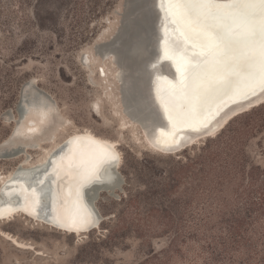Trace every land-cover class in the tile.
Wrapping results in <instances>:
<instances>
[{"label":"rangeland","instance_id":"1","mask_svg":"<svg viewBox=\"0 0 264 264\" xmlns=\"http://www.w3.org/2000/svg\"><path fill=\"white\" fill-rule=\"evenodd\" d=\"M147 2L138 0L144 6L137 10L144 13L146 29L133 25L125 0H0V153L35 146L25 153L28 165H35L68 135L89 131L115 143L123 181L121 191H115L118 198L99 193L94 206L103 219L86 234L63 233L24 215L0 222V264H264L263 215L248 217L245 247L228 245L225 253L219 245L220 238L228 240L223 228L234 212L247 208L244 199L236 203L231 191H199L185 203L187 183L166 174L173 162L191 158L214 137L174 155L156 153L142 140L123 102L117 101L116 82L101 61V45L131 40L126 33L116 38L125 25L142 37L145 53L153 54L154 14ZM27 82L55 105L49 115L26 119L35 122L30 137L16 135V124L4 117L11 111L13 119L18 118ZM243 148L249 162L264 168V124ZM26 156L0 160V178ZM137 229L141 231H132ZM175 234L180 238L171 241Z\"/></svg>","mask_w":264,"mask_h":264},{"label":"bare ground","instance_id":"2","mask_svg":"<svg viewBox=\"0 0 264 264\" xmlns=\"http://www.w3.org/2000/svg\"><path fill=\"white\" fill-rule=\"evenodd\" d=\"M231 2L232 0H216L221 8ZM237 2L243 3V0ZM130 3L126 10L131 9L128 15L133 18V25L144 26V13L140 15L141 12L137 11L142 6L141 2L132 0ZM155 3L161 10L160 20H157V15L151 10L154 14L152 26L155 28L158 25L157 28L162 33L158 40L160 54L157 55L155 48L156 28L154 53L151 54L149 51L145 53L142 37L135 35L124 25L125 28L119 30L116 38L126 33L132 39L129 38L119 46L102 45L104 53L101 61L110 68L109 79L112 75L111 79L116 82L114 85L117 95L119 94L117 101L123 102L124 112L131 117V123L140 128L141 138L148 149L163 155H174L204 138L216 136L234 117L264 103V90L253 97L249 94L264 84V81L252 89L243 90L239 97H234L231 94L233 91H241V82L237 83L236 79L225 73L235 69V74L253 76L251 68L258 54H261V49L254 51L251 46L247 49L250 50L247 55L234 53L233 51L241 49V40L236 39L243 38L238 37L242 25L235 28L232 22L227 24H231L233 43L228 47L224 44L209 47L189 24L183 20L180 23L177 21L173 15L175 4H169L168 0H156ZM150 4H153V0H148L146 6L151 7ZM135 11L139 12V16L138 13L136 16ZM213 21L210 19L207 23L213 24ZM259 39L258 35L254 39L249 38L256 42ZM163 58L168 59L167 63L156 66ZM260 59L264 58L261 56ZM103 74L104 78L108 77L104 69ZM25 88L26 99L18 108V118L13 119L9 112L4 117L7 123L16 124V135L20 133L24 137H30L34 133L35 122L26 119L32 114L38 117L42 114L49 115L55 110V105L46 93L35 88L33 82H27ZM155 88L159 89L160 97L157 93L151 95L150 89L152 91ZM238 98L243 99L233 103ZM190 99L194 100L192 106ZM159 104H162L163 111ZM164 118L167 120L166 124L163 122ZM27 149L36 150V147H20L13 152L3 150L0 160L26 156ZM109 153L116 155L114 163L108 161ZM29 163L30 159L26 156L18 167L0 178V222L24 215L63 233L79 236L97 229L101 223L98 222L99 216L92 203L95 194H86L85 190L97 180L85 178V175L95 166L100 171V180H104L102 166L107 164L104 168L109 169L112 166V175L116 181L111 184V188L120 191V177L117 173L120 154L115 143L89 131L68 135L46 153L44 160L35 165H28ZM39 168L42 169L36 171ZM39 201L43 206L37 211ZM14 241L18 243L16 239ZM18 245L23 244L19 242Z\"/></svg>","mask_w":264,"mask_h":264},{"label":"trees","instance_id":"3","mask_svg":"<svg viewBox=\"0 0 264 264\" xmlns=\"http://www.w3.org/2000/svg\"><path fill=\"white\" fill-rule=\"evenodd\" d=\"M263 124L264 103L234 117L213 140L196 148L194 156L184 160L177 159L166 172L172 181L175 178L187 183L183 194L185 203L191 202L199 191H211L220 195L231 191L236 203L244 199L247 208L234 212L223 228L228 240L220 238L219 245L225 253L228 245L241 249L245 247V225L249 216H264V168L249 162V156L243 148L245 141ZM211 142L214 143V148L209 146ZM254 195L258 198H254ZM116 232L111 234L114 236ZM203 237L207 239L208 236L203 234ZM179 238L180 235L175 234L171 241ZM212 257L215 254L212 253Z\"/></svg>","mask_w":264,"mask_h":264},{"label":"snow or ice","instance_id":"4","mask_svg":"<svg viewBox=\"0 0 264 264\" xmlns=\"http://www.w3.org/2000/svg\"><path fill=\"white\" fill-rule=\"evenodd\" d=\"M168 3L176 5L174 17L189 24L209 47L219 44H224L225 47L230 46L234 37L227 21L239 17L243 21L248 38L254 39L257 35L259 36L261 56L264 57V0H243V3L232 0L223 8L216 4V0H168ZM212 9L217 10L212 11ZM237 9L240 10L236 11ZM209 19L216 23H207ZM107 159L114 163L117 157L109 153ZM100 175L99 169L94 166L85 178H94L99 181Z\"/></svg>","mask_w":264,"mask_h":264},{"label":"water","instance_id":"5","mask_svg":"<svg viewBox=\"0 0 264 264\" xmlns=\"http://www.w3.org/2000/svg\"><path fill=\"white\" fill-rule=\"evenodd\" d=\"M125 2H126V0H125ZM156 0H153V4L151 5V7H150V9L153 11L154 10V12H155V14L157 15V20H160V13H161V10L159 9V7L156 5ZM156 10V11H155ZM213 10V9H212ZM172 16V15H171ZM161 18H163L162 16H161ZM176 19H177V21L179 22L180 21V19L179 18H177L176 17ZM210 20V19H209ZM227 22H229V23H231L232 22V25L235 27V28H237L238 26H240V25H242V29L239 31L240 33L238 34L239 36L238 37H241V38H243V39H236V40H241V42H240V44H241V46H240V48L241 49H238V50H235V51H233L234 53H244L245 55H247L249 52H250V50H247V49H250V47L252 46V48L253 49H255L254 51H257L258 49H261V45H260V39L258 40V42H256V40H253V41H251V40H249V38L247 37V35H246V32H245V28H244V25H243V21L239 18V17H236L235 19H230V20H228ZM180 23V22H179ZM213 23H216V21H213ZM234 23V24H233ZM231 25V24H230ZM158 26V25H157ZM157 26L155 27L156 28V33H157V42H156V45H155V48H156V53H157V55H159L160 54V50H161V48L159 47V39L161 38V36H162V33L160 32V30L157 28ZM160 26V25H159ZM185 26V25H184ZM241 28V27H240ZM245 39V40H244ZM247 41V42H246ZM202 42L204 43V39L202 38ZM110 43V42H109ZM104 44H106V43H104ZM104 44H102V45H104ZM112 46H115V44L113 45V43H110ZM252 44V45H251ZM101 45V46H102ZM239 47V46H238ZM164 48V47H163ZM95 49H97V46L95 47ZM171 49H168V51H170ZM234 55H238V54H234ZM232 57V56H231ZM261 58V54L259 53L258 54V56L256 57V60H255V63H254V65L252 66V68H251V70H252V72H254V75L253 76H246L245 74H243L242 76H241V74L240 73H237V74H235V69H230V70H228L227 72H225V73H227L228 75H230L231 76V78H234V79H236L237 81V83H240L241 82V84H240V86H242L241 87V91H236V92H232V96H234V97H239L238 95L241 93V92H243V90H247V89H252V88H254V87H256V86H258V85H260L263 81H264V59H260ZM264 58V57H263ZM166 61H168V59H166V58H163L160 62H158L159 64L158 65H156V66H159L160 64H162V63H167ZM164 67V66H163ZM174 72H176L175 70H173ZM182 75V74H181ZM180 75V76H181ZM264 90V84H262V85H260L256 90H254V91H252L251 93H249L250 95H251V97H253V96H255V95H257L258 93H260L261 91H263ZM159 89H157V88H155V90L153 89L152 91H151V89H150V93H151V95L153 94V96H154V93H155V95H156V93L159 95ZM218 93H220L219 92V90H218ZM249 94H247V95H249ZM156 97V96H155ZM159 97H160V95H159ZM158 99V98H157ZM243 98H238V99H236V100H234V102L233 103H236V102H239V101H241ZM158 101V100H157ZM193 102H194V100L193 99H190V103H191V106L193 105ZM158 103V102H157ZM159 103H160V100H159ZM159 107H160V109H161V111H163L162 110V104H159ZM10 113H11V111H9ZM11 116H12V114H11ZM163 122H165V124L167 123V120L164 118L163 119ZM14 136V135H13ZM51 162V161H50ZM104 167H107V164H104L103 166H102V168L104 169V172H105V179L104 180H100V181H96V182H94L93 184H90L89 186H87L86 188H85V190H86V194H89V193H91V192H93L94 194H95V197H94V199H93V201H92V203L94 204V202L98 199V196H99V193L101 192V191H103V190H105L106 191V193H108L109 195H111V196H114V197H116V198H118V195L117 194H115V189L114 188H111V184L112 183H114L115 181H116V178L112 175V166H111V168L109 169V168H104ZM101 168V169H102ZM42 168H39L38 170H36V171H39V170H41ZM118 173V172H117ZM118 175H119V177H120V174L118 173ZM122 183H123V181H122V179H121V177H120V187H119V189H120V191H121V185H122ZM110 190V192H108ZM43 206V203L42 202H38V206H37V208H36V210L38 211H40V209H41V207ZM94 206V205H93ZM94 209H95V211H96V213L98 214V216H99V220H98V222H101L102 221V216L99 214V212H98V210L95 208V206H94ZM83 214H84V212H83ZM82 232V231H81Z\"/></svg>","mask_w":264,"mask_h":264}]
</instances>
